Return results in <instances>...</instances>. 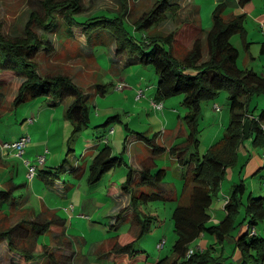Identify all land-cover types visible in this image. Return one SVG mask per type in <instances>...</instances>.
<instances>
[{"label":"rangeland","instance_id":"obj_1","mask_svg":"<svg viewBox=\"0 0 264 264\" xmlns=\"http://www.w3.org/2000/svg\"><path fill=\"white\" fill-rule=\"evenodd\" d=\"M193 1L199 9V22L207 32L212 27L213 11L220 2L227 3L226 14L234 11L237 15L250 13L246 14L244 23L248 32L246 37V41L249 42L248 47H245L240 34H235L232 42L239 49L238 63L241 68L264 73V59H259L261 43L264 41V27L260 21H264V0H249L244 4L245 8L244 6L237 7V4L231 5L230 0L228 2L227 0ZM82 2L86 7L84 14H93L101 10L112 11L111 14H113L115 10H120L118 8L121 6L119 0H82ZM151 3V0H128V8L133 13L130 22L133 23L145 11H149L153 7ZM179 9L178 6L175 15L178 20L174 21L176 26L179 20L189 21L187 11ZM41 10H44L42 0H0V27L3 33L9 36L23 34L31 12H41ZM171 26L174 25L165 20L153 28L151 33L166 35L175 32V36L181 39L174 43L175 51L182 56L186 49L192 48V41L199 31L196 32L194 27L185 30L183 26L175 29L170 28ZM75 29V35L69 38L60 39L49 35L54 42V50L41 52L36 60L41 73L67 74L86 93H90L91 122L89 127L76 137L72 136L73 124L65 115L72 98L60 100L62 103L57 106H50L46 98H36L15 107L13 102L23 79L10 70L7 72L0 70V81H4L0 84L2 91L0 94V184L4 186L3 181L10 182L15 175L13 181L22 184L16 193L26 197L30 195V202H21L19 207H12L9 212L0 213V231L8 230L21 219H26L27 223L30 222L35 218L33 210L45 206L44 213L51 212L45 217L50 218V215L57 211L61 217L66 219V223L65 228L64 226H53L50 231L43 234L40 239L42 243L55 248L58 254L75 251L76 259L72 262L73 264H124L126 260L124 256H116V252L120 250L118 246L131 241L138 227L137 219L140 217L145 219L142 213L138 217L135 215L131 205V196L123 190L125 181L123 179L126 178L129 170L127 164L124 163L111 170L92 187L82 181L86 185L78 186L66 198L68 194L60 191L64 190L63 185L53 189L49 188L46 181L39 175V171L32 182L27 181V168L23 160L16 157L14 153L7 154L8 150L4 152L2 145L3 142L13 141L23 134L30 135L33 140L27 146L26 157L34 161L39 155L45 154L48 147L46 165L56 168L64 163H72L71 158L77 157L79 160L81 154L87 152L89 145L98 144L99 137L96 138V136L105 134L114 152L118 156L121 154L129 165L133 163L131 159L133 156L146 159L151 165L152 178L155 181L161 178V181L154 185L140 181L137 175L132 183L130 194L134 192L139 196L145 208L144 211L154 212L157 217L153 219V231L135 242L133 247L145 250L149 255V262H155L164 256H174L173 244L177 235L174 231L172 213L182 193L185 183L184 176L187 171V167L182 165L179 159L180 152L184 149L181 148V143L185 141L184 129L186 132V125L184 123L185 126H183L182 123L188 110L182 103L183 96L164 100V110L155 111L151 102L156 94L159 81L155 69L141 64L127 65L124 56L118 60L115 53L111 51L112 48L105 44L92 46L93 53L87 45V38L83 31L78 26ZM101 36L105 38V35ZM96 40H99V37ZM205 40L204 52L207 54ZM120 81L127 85L125 90L117 89L116 85ZM98 83L106 84L104 95L95 93V86ZM139 88L146 92L141 100H137ZM215 103L221 106L220 111L213 108ZM255 103L256 112L260 113L264 109V95L258 96ZM115 115H119V119L114 118L107 124L105 123ZM31 117L35 119L33 123L29 122ZM229 119L228 91L223 90L214 100L202 102V117L199 120L201 129L199 150L201 153L206 152L223 137ZM103 123L105 125L95 127ZM99 129L103 133H100ZM111 129H113L112 132H110ZM136 136L139 139H136ZM149 139L153 142L157 141L161 147L149 148L147 146ZM249 141L253 143L252 138ZM69 148L74 150L69 152ZM68 152L73 155L71 158L68 157L69 160L66 159ZM7 168L16 170V173L12 174ZM63 175L68 181H73L72 175L62 173L61 176ZM256 181L259 186L264 184L262 178H256ZM224 184L225 187L219 194L221 196L223 191L226 192L229 189L228 194L232 191L228 182L225 181ZM248 185H250L249 182ZM249 191L251 188L248 187L244 195L246 199ZM142 193L152 197L156 194V197L150 198ZM187 198L188 194L182 198V201H187ZM217 198L214 200L213 207L215 208H219L220 204ZM71 204L75 208H72ZM47 206H51L49 210ZM240 210L238 221L244 217L246 206L242 205ZM212 211L214 212V209ZM158 216L162 218L161 224H157ZM220 218L217 220L220 221ZM257 228L264 237V220ZM239 229L240 226H237L227 234L223 241L217 234H207L206 239L214 244L213 255L220 257L224 264H236L241 258V250L237 246V239L240 236ZM165 239L164 246L159 248L158 243ZM69 240L70 244H73V249L67 242ZM197 241L191 244V248L200 245V240ZM39 251H42L41 248ZM114 259H118L120 263L115 262ZM0 264H25V261L17 255H12L8 250V243L0 240ZM136 264H146V261L140 260Z\"/></svg>","mask_w":264,"mask_h":264},{"label":"trees","instance_id":"obj_2","mask_svg":"<svg viewBox=\"0 0 264 264\" xmlns=\"http://www.w3.org/2000/svg\"><path fill=\"white\" fill-rule=\"evenodd\" d=\"M248 1L239 0V3L244 5ZM119 2L120 10H115L113 14L106 10L84 14L86 7L82 0H42L44 10L31 12L23 34L9 36L0 27V70H10L23 79L13 102L15 107L36 98H46L50 106L60 105V100L72 98L65 115L73 124V137L90 125L91 96L67 74L40 72L37 56L43 51L54 50V42L49 35L60 39L69 38L75 35V27L78 26L85 34L91 52L94 53L92 46L95 44H105L112 48L111 51L118 60L124 56L127 65L153 67L159 76L154 99L164 101L183 96L182 103L188 109L184 116L188 134L181 143V148L186 150L180 152L179 159L187 167V171L182 193L172 213L177 235L173 244L174 256H164L155 262H149V255L145 250L133 247L135 242L153 231V219L157 217L154 212L144 211L139 196L134 192L130 194L132 183L137 175L140 181L154 185L161 178L155 181L150 168L135 170L121 154L118 156L114 152L105 134L97 135L98 144L87 145L91 151L81 154L79 160L77 157L71 158L73 155L69 152L74 149L69 148L66 159L69 160L70 156L72 163H64L56 168L45 163L39 166V175L51 189L63 185L64 190L60 191L67 193V198L73 191L68 190L74 182L68 181L65 175L61 176L62 173L70 174L71 178L78 181H86L92 187L116 167L124 163L129 166L123 190L131 196L135 215L138 217L142 213L145 219H137L138 227L134 238L118 246L120 250L116 252V256H124V264H136L140 260L146 261V264H224L220 257L213 255V246L203 250L191 248V244L206 234H217L223 241L227 234L245 223L248 227L237 239V246L241 250L239 264H264V237L257 228L264 220L263 195L250 192L245 203L243 197L247 192V185L241 179L232 186L231 193L225 198V218L213 224L211 214L214 200L220 194L227 173L239 163L240 150L245 139L250 137L253 144L264 145V109L260 113L256 112L255 105L256 98L264 95V73L241 68L238 63L239 49L232 42L233 36L240 34L245 47H248L247 28L244 24L247 15L235 14L227 17V5L224 2L218 3L213 11L211 29L207 32L201 28L193 40L192 48L186 49L180 56L174 47L177 41L175 32L166 35L151 33L153 28L167 20L169 13H176L178 2L157 0L149 11H145L133 23L130 22L133 13L128 8V0ZM101 35H105V38ZM97 37L99 40H96ZM204 39L208 49L207 59L204 57ZM260 55L264 56V41L261 43ZM1 83L4 81H0ZM95 87V93L105 94L106 84L98 83ZM223 90L229 92L230 119L226 131L219 141L201 153L199 120L202 117V102L214 100ZM114 118L119 119V115L110 117L105 123ZM105 123L95 127H101ZM98 131L103 133L101 129ZM147 144L153 149L161 147L150 139ZM13 177L8 183L3 181L4 186L0 184V213L19 207L21 202H29L30 195L26 197L16 193L22 184L15 183ZM187 194V201H182ZM147 196L155 198L156 194L153 197ZM242 205L246 206V213L238 221ZM33 211L35 218L30 222L21 219L8 230L0 231V240L8 243L9 252L19 256L25 264H73L76 259L75 251L58 254L55 248L40 241L41 236L53 226L65 228L66 219L57 211L50 218L45 215L51 212L45 214L43 209ZM161 221L162 218L158 216L157 224H161ZM67 242L70 244V240ZM72 245L70 247L73 249ZM115 262L120 263L118 259Z\"/></svg>","mask_w":264,"mask_h":264},{"label":"crops","instance_id":"obj_3","mask_svg":"<svg viewBox=\"0 0 264 264\" xmlns=\"http://www.w3.org/2000/svg\"><path fill=\"white\" fill-rule=\"evenodd\" d=\"M155 1L156 0H151V2H152L151 4L154 5ZM228 1L229 0H227V2ZM175 2H178V6L180 8L179 10L187 11L188 20L189 21H180L179 20L178 23H177L178 26H176V23L174 21L176 19L178 20V17L175 16L177 14V12L175 14L169 13V17L167 18V23H170L171 25H174V26H171L170 28L173 27V29H175V28H177L179 26H183L185 28V30H186V29H190V27H194V28H196V32H197V30L199 31L201 28H203L202 25L199 22L200 21L199 20V9H198V7L196 5H194V1L193 0H177ZM220 3H222V2H220ZM224 3L227 5L226 2H224ZM230 4L231 5L237 4V7H243L244 6V8H245V5H240L239 0H230ZM253 10H255V9H253ZM235 14H236V11L231 12V13H227L226 15H227V17H229V16L235 15ZM246 14L248 15L250 13L246 12ZM260 21L262 22V25L264 27V21L263 20H260ZM181 24H183V25H181ZM247 36H248V32H247L246 37ZM176 40L177 41H180L181 39L176 36ZM182 40H184V39H182ZM190 43H191V41H190ZM206 50H207V54H208L207 47H206ZM207 54H205V52H204V57H207ZM259 59H261V60L264 59L263 55L262 56L260 55V58ZM154 96L152 98H154ZM215 104H218V103H215ZM213 108L215 109L214 106H213ZM217 111H220V110H217ZM182 125L185 126L184 125V122L182 123ZM112 131H113V129L110 130V132H112ZM187 134H188L187 129H186V132H185V129H184V131H183L184 138L187 137ZM136 139H139V137L136 136ZM249 139H251V138L250 137L246 138L245 139V142H244V145L241 146L239 163H238V165L236 167H234V168H232V169L229 170V172L227 173V176H226L225 180L223 181V184H222L223 186L221 187V189L222 188L224 189V187H225L224 182L225 181L228 182L229 185H231L230 187H232L235 183H238V182H240L241 179H243L245 182H247L246 183L247 190H248V187L251 188V191H249V193L250 192H253V193L261 194V195L264 196V184H262L261 186H259L257 184V181H256V178H262L263 179V182H264V145H255L251 141H249ZM147 146L150 148L149 145H147ZM47 149H49V148L47 147ZM5 150L6 149H4L3 151L5 152ZM89 151H91V150L88 148V150H87L86 153L88 154ZM7 154L12 155L11 152H9V151L7 152ZM134 158H135V161H133ZM131 159H132V162H133L131 164V166L135 170H137V171L143 170V169H146L147 170L148 168H151V165L148 164V161L146 159H143V158H140V157L138 158V157H135V156H133ZM4 161H5V163H8L6 160H4ZM46 163H47V159H46ZM15 171L16 170L12 169V174H15L16 173ZM26 178H27V176H26ZM237 179H239V181H237ZM124 180H125V178L123 179V181ZM82 181L83 180H79L78 181L76 178H73V182L74 183L78 182V183L77 184H74V183L71 184L70 189L71 190L72 189L73 190H76V188L78 186L86 185ZM248 182L250 183V185H248ZM73 185H75V186L73 187ZM228 190L226 192L223 191L222 192V194H223L222 196L221 195L218 196L217 199H219V203H220L219 204V208H215V207L212 206L211 214H212V223L213 224H216L217 222L219 223L226 216L225 198H226V196L229 195L228 194ZM116 197H118V196H116ZM222 200H223V202H222ZM243 200H244V202L247 200L245 198V196L243 197ZM213 205H214V203H213ZM71 206H72V208H75L72 204H71ZM50 207L51 206H49V208ZM44 208H45V206L44 207L42 206L41 209L44 210ZM32 209H34V208H32ZM213 209H214V212L212 211ZM220 216H222V217L220 218ZM218 218H220V221L217 220ZM92 225H94V224H92ZM247 227H248L247 223H245L243 226H241L240 229H239V234L241 232H243V230L246 229ZM206 238H208L207 234L204 235V236H202L200 239H198V240H200V245H198L197 248H200V249H203L204 250V249H207L208 247H212L213 246V249L212 250H214V244L211 243V240L206 239ZM165 242H166V239H165ZM239 263H240V259L237 261L236 264H239Z\"/></svg>","mask_w":264,"mask_h":264},{"label":"built area","instance_id":"obj_4","mask_svg":"<svg viewBox=\"0 0 264 264\" xmlns=\"http://www.w3.org/2000/svg\"><path fill=\"white\" fill-rule=\"evenodd\" d=\"M126 86L127 85L123 81H120L116 85L117 89H121V90H125ZM137 92H138L137 100L142 99L146 94L145 90L142 88H139ZM151 102L153 104V108L156 111L164 110L165 105L163 101H159V100L152 98ZM214 107L216 110H220L221 108L219 104H215ZM34 121H35L34 117H31L29 119V122L31 123H33ZM31 141H32V138L30 135L23 134L22 136H20L18 139L14 141H5L2 144L4 149L10 151L11 153H14L15 156L23 160L27 168L26 176H27L28 181L30 182H32L37 176L38 166H41L46 163V159H47L46 153L48 151L47 149L45 154L39 155L34 161L30 160L28 157H26V154H27V146ZM226 202L227 200H225V203ZM162 246H163V243H160L159 247H162Z\"/></svg>","mask_w":264,"mask_h":264},{"label":"clouds","instance_id":"obj_5","mask_svg":"<svg viewBox=\"0 0 264 264\" xmlns=\"http://www.w3.org/2000/svg\"><path fill=\"white\" fill-rule=\"evenodd\" d=\"M163 242H165V240L163 241ZM163 242H161V243H163ZM164 244V243H163ZM161 248V247H160Z\"/></svg>","mask_w":264,"mask_h":264}]
</instances>
